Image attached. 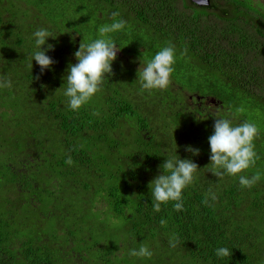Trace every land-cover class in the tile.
Wrapping results in <instances>:
<instances>
[{
	"label": "trees",
	"instance_id": "obj_1",
	"mask_svg": "<svg viewBox=\"0 0 264 264\" xmlns=\"http://www.w3.org/2000/svg\"><path fill=\"white\" fill-rule=\"evenodd\" d=\"M35 1L47 6L45 18L35 13ZM112 12L132 29L117 32L116 39L131 43L136 30L151 55L162 42L173 44L179 78L188 72L186 78L194 79L191 60L203 66L212 61L264 114V65L256 56L262 50L256 44L235 53L223 47L217 31L224 27L226 46L236 37L228 30L233 26L194 12L186 0H32L33 14L1 7L0 34L16 41L9 47L1 39L0 45V77L13 82L0 89V264H264V178L241 188L238 178L209 171L208 137L216 117L210 112L201 119L202 107L190 113L188 94H199L190 84L173 73L174 89L180 88L175 93L141 92L136 80L143 61L131 52V61L126 54L113 61L87 105L67 109L63 91L69 64L78 62L74 53L113 22ZM42 27L54 36L42 48L52 45L47 55L55 61L43 72L35 60L29 67L32 34ZM255 144L259 158L244 175L264 171V133ZM176 154L197 164V179L184 192L182 211L169 203L154 212L149 183ZM210 189L218 198L205 204ZM173 233L180 238L175 249L168 242ZM141 243L153 250L151 258L129 254ZM221 246L232 249L230 257H216Z\"/></svg>",
	"mask_w": 264,
	"mask_h": 264
},
{
	"label": "clouds",
	"instance_id": "obj_2",
	"mask_svg": "<svg viewBox=\"0 0 264 264\" xmlns=\"http://www.w3.org/2000/svg\"><path fill=\"white\" fill-rule=\"evenodd\" d=\"M208 0H203L207 4ZM113 22L98 28V38L90 43H81L79 49L74 53L77 63L69 64L65 77L66 87L63 96L68 110L76 112L87 105L93 97L100 92L106 79V74L112 73L113 61L122 47L118 44L113 34L125 29L126 21L117 19L119 12H112ZM34 51L31 54L29 67L32 70L33 60L40 66L41 71L50 69L55 62L47 51L43 49L49 37H54L47 28H39L33 34ZM119 45V47H118ZM177 59V49L173 44H166L158 50L151 59L144 60L138 69V85L141 92L152 93L158 90H166L172 83V74ZM11 78L0 77V89L12 87ZM240 111H243L242 109ZM212 112L206 109V113ZM216 119L213 134L208 137L210 145L209 171L217 177H236L241 188H251L262 178L264 171L257 170L251 176L242 173L255 166L258 157L255 141L259 137L258 126L247 120L234 122L235 114L230 110L221 112L219 109L212 113ZM201 115V113H200ZM189 151L198 154V149L189 146ZM66 163L71 164L69 157ZM162 173L155 177L150 183L151 203L154 212H160L163 205L172 203L174 210L184 209V192L197 179L198 166L191 159H181L177 154L167 156L161 166ZM217 200V195L211 189L206 194L204 203L208 204ZM161 225L166 220L161 219ZM169 247L175 249L180 243V238L173 233L169 236ZM129 254L133 257L151 258L153 250L146 244L141 243L138 248L130 249ZM232 249L221 246L215 249V255L219 259L230 257Z\"/></svg>",
	"mask_w": 264,
	"mask_h": 264
},
{
	"label": "rangeland",
	"instance_id": "obj_3",
	"mask_svg": "<svg viewBox=\"0 0 264 264\" xmlns=\"http://www.w3.org/2000/svg\"><path fill=\"white\" fill-rule=\"evenodd\" d=\"M13 2H14V0H0V8L5 7V6L14 5L17 10L27 11L28 13L33 14L32 13V0H19L18 2H16V1H15V3H13ZM34 7L36 9L35 13L37 12V14H40L42 19L45 18V16L48 14L47 6H45L44 9L41 8L38 1L34 2ZM73 12L74 13L78 12V10H73ZM73 12H70V13H73ZM88 15H89V12H88ZM124 21H126V23H127L128 20H124ZM89 23H90V29H92L94 27L93 24L96 23L94 16H92L90 18ZM68 25H70V24H67L64 26L68 27ZM125 27H126V32H129L130 30H132L127 26V24ZM133 32L135 33V38L133 39L131 44L129 42H127L126 39H121V40L116 39L114 36H116L118 33L113 34L115 41L124 48V49H120L118 51L117 58L122 59L124 57V55L126 54L128 61H131L132 60L131 52H133V54H135L138 57V59L140 58L142 61H143V59L144 60L151 59L154 55H151V52L144 51V47L141 46V44H140V42L142 41L141 37L140 36L137 37L138 33H136V30H133ZM123 35H125V34H123ZM149 39H152V38H149ZM92 40H94V39L90 38V37L86 38V41L89 43ZM157 40L161 41L160 39H157ZM1 42H3V41H0V45H1ZM5 42L7 43V45L9 47H10V44H12V42H10V41H5ZM150 42H152V40ZM162 43L163 44H169V43H165V42H162ZM132 45H136V49H132L131 48ZM30 47L32 48L33 45H31ZM127 52H129V53H127ZM189 59H191V58L186 59L187 63L190 62ZM191 62H192V65L196 66V68H197L196 73L194 75V79H187L186 78L189 74L188 72H185V76H183V74H180V78H179L175 74V71H174V75L172 74L173 77L174 78L177 77L178 80L180 79L181 81H184L186 85L190 84L192 87L191 90L198 91L200 94L207 93V94H212V95L216 96L223 104H221L220 102L214 101V100L210 101L208 105L212 106L210 108V110L212 111L211 113L215 112L214 106L220 107V104H221V106H222L221 112L230 110L232 113L235 114V121L236 122H242V120H247L249 122H253L258 126L260 132L264 133V114H263V112H261V110L257 109V107L254 105V103L251 100L244 99V98H249V97H241L240 93H237V91L234 90L231 86H229V84L223 83V81L218 79L219 76L216 73L210 72L208 68H206L202 64L198 63L197 60H195V61L191 60ZM135 69H136V67H134V70ZM194 71H195V68L191 67V74H193ZM171 79H172V77H171ZM173 83H174V81L172 80L171 85ZM126 84L124 81L121 83V85H124V86H126ZM130 84H132V83L130 82ZM171 89L172 88L169 87L168 91H170ZM179 89L176 87V90H179ZM174 95H175V97H178L177 94H174ZM190 96L191 97L189 99V104L190 105L195 104V102H196L195 95L193 93H190ZM196 97H198L197 94H196ZM213 101L216 103H219V104L218 105H215V104L212 105L211 102H213ZM185 103H187V101H185ZM241 109L243 111H240ZM176 112H180V108H176L174 110V113H176ZM209 113L210 112H208L207 116H210ZM212 116H214V115L212 114Z\"/></svg>",
	"mask_w": 264,
	"mask_h": 264
},
{
	"label": "flooded vegetation",
	"instance_id": "obj_4",
	"mask_svg": "<svg viewBox=\"0 0 264 264\" xmlns=\"http://www.w3.org/2000/svg\"><path fill=\"white\" fill-rule=\"evenodd\" d=\"M186 2L188 3V5L191 7V9L194 12H197V13L200 12L202 14H206L207 15L206 18L218 16L222 21V25L223 23L224 24L227 23L233 26L232 28H229L228 30L233 31L236 37L233 42L226 43V46L223 45L224 44L223 43L224 27L219 28V30L217 31V34L219 33L220 30L222 32V46L223 47L232 46L233 51H234L233 53H235L238 46L242 47V46H251V45L256 44L262 50L258 52V54L256 55V56L259 55L261 59H258V58L257 59L259 60V64L264 65V0H209L208 5H198L194 3L192 0H186ZM213 31L214 29L211 31H208L207 34H214ZM258 34H259V37H258ZM241 35L242 37L240 38ZM243 37L247 42L243 40ZM1 39H3L4 41H10L12 42V44L13 42L16 41L14 37L9 33H7V35L3 37L0 34V41ZM243 41H245L246 43L242 44ZM135 47L136 45L131 46L132 49ZM240 54L241 53H238L236 55L238 56L239 59H242V57H240L241 56ZM221 60H224V59H221ZM208 61L212 62L210 60ZM209 62H206L204 60V66L208 68L210 72L216 73L219 76L218 79L223 81V83H227L230 86L231 73H228L225 71L222 73L220 71H217L210 66ZM244 63L247 64L248 61H245ZM169 87L172 88L170 92L175 93L176 88L174 89V85L170 84ZM193 94L195 95V98H196L195 104H191V105L189 104V99L191 97L190 94H188V98H187L186 107L188 108L190 113H193L194 110L197 111V107L198 108L202 107L200 108L201 111L206 110V109L210 110L212 106L208 104L212 100L220 102L222 104V102L216 96L212 94H207V93L198 94L196 92H193ZM196 94L198 95V97H196ZM214 101L211 102L212 105L219 104ZM221 104H220V107L214 106L215 107L214 110L217 111L219 109V111H221L222 109Z\"/></svg>",
	"mask_w": 264,
	"mask_h": 264
},
{
	"label": "water",
	"instance_id": "obj_5",
	"mask_svg": "<svg viewBox=\"0 0 264 264\" xmlns=\"http://www.w3.org/2000/svg\"><path fill=\"white\" fill-rule=\"evenodd\" d=\"M194 3L198 4V5H208L209 4V0L207 2V4L203 3V0H192Z\"/></svg>",
	"mask_w": 264,
	"mask_h": 264
}]
</instances>
